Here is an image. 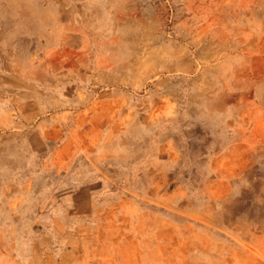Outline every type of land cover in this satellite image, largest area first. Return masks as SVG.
Here are the masks:
<instances>
[{"label": "rangeland", "instance_id": "obj_1", "mask_svg": "<svg viewBox=\"0 0 264 264\" xmlns=\"http://www.w3.org/2000/svg\"><path fill=\"white\" fill-rule=\"evenodd\" d=\"M6 68L0 264H264V0H0Z\"/></svg>", "mask_w": 264, "mask_h": 264}, {"label": "crops", "instance_id": "obj_2", "mask_svg": "<svg viewBox=\"0 0 264 264\" xmlns=\"http://www.w3.org/2000/svg\"><path fill=\"white\" fill-rule=\"evenodd\" d=\"M8 70H0L4 73L0 74V165L6 166L5 170L11 174L23 176L30 171L31 156L37 163L41 159L44 162L45 140L39 130L30 128L31 102L28 99L10 102L4 96L14 91L15 82L19 84ZM23 87L22 85V93ZM57 150L56 148L55 153Z\"/></svg>", "mask_w": 264, "mask_h": 264}, {"label": "bare ground", "instance_id": "obj_3", "mask_svg": "<svg viewBox=\"0 0 264 264\" xmlns=\"http://www.w3.org/2000/svg\"><path fill=\"white\" fill-rule=\"evenodd\" d=\"M50 59V58H49Z\"/></svg>", "mask_w": 264, "mask_h": 264}]
</instances>
